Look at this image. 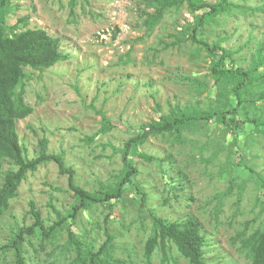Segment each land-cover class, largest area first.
Listing matches in <instances>:
<instances>
[{
    "label": "rangeland",
    "instance_id": "rangeland-1",
    "mask_svg": "<svg viewBox=\"0 0 264 264\" xmlns=\"http://www.w3.org/2000/svg\"><path fill=\"white\" fill-rule=\"evenodd\" d=\"M233 1L255 10H235L209 21L202 39L220 42L232 52L233 61L228 59L227 64L247 69L264 44V0ZM143 5L140 0H79L72 11L71 0H12L7 15L9 25L27 16L24 28L42 27L59 36L68 54L49 68L26 69V99L34 111L18 121V130L28 156H35L39 138L47 137L49 150L62 153L76 170L77 182L89 190L117 181L122 148L135 127L159 119L174 106L190 110L216 106L222 87L228 102L237 101L228 92L231 83L215 81L213 56L189 38L194 15L188 7L168 10L149 31L141 15ZM260 89L255 80L253 90ZM247 102L249 108L238 110L244 120L239 132L219 121L201 120L184 128L180 141L172 133L157 134L134 146L136 182L147 193V206H142L136 186L130 185L119 203L81 210L72 230L94 249L111 234L110 264H147L149 211L171 221L195 217L208 237L209 264H250L236 238L264 227V125L247 119L259 115L257 108L264 113V100ZM104 114L112 122L109 129ZM141 154L155 160L147 161ZM10 166L5 162L3 168ZM223 193L228 194L220 198ZM31 200L46 225L57 219L56 211L65 215L75 200L68 174H61L55 162L28 173L19 195L0 217V246L19 227L34 222ZM66 225L50 240L43 241L40 233L27 235L23 243L27 263L73 264L76 251ZM172 255L175 259L167 264H189L175 248ZM0 264H14L13 251L0 250ZM153 264H162L160 250L154 253Z\"/></svg>",
    "mask_w": 264,
    "mask_h": 264
},
{
    "label": "trees",
    "instance_id": "trees-1",
    "mask_svg": "<svg viewBox=\"0 0 264 264\" xmlns=\"http://www.w3.org/2000/svg\"><path fill=\"white\" fill-rule=\"evenodd\" d=\"M79 0H71L72 11ZM12 0H0V217L9 209L11 200L19 195L21 183L29 172H35L41 165L55 162L61 174H68L69 189L73 191L74 203L64 215L56 211L57 219L46 225L42 213L35 201H30V213L34 222L30 226H22L15 230L10 241L2 246L3 252L13 251L14 264H28L26 261L23 243L27 235L41 234L43 241L55 238L66 225L69 240L74 244L76 255L73 264H110V249L112 235L98 248L86 240L81 239L73 230L78 214L96 204H105L113 201L119 203L128 192L130 185L136 186L141 194L142 206H147V193L136 182L138 175L137 164L132 161V149L148 140L151 135L172 133L177 141L181 140L182 132L188 125L198 121H219L228 127L242 130L244 120H241L238 110L241 106L246 109L248 99L256 104L264 100V44H261L251 64L247 69L228 65L227 60L232 58V52L220 42H209L202 39L206 33L209 21L216 20L220 15L230 14L235 10L241 12L254 11V8L233 0H140L143 5L141 15L143 23L149 31L162 21L168 10L181 9L184 5L194 15V22L188 27L189 38L203 47L213 56L211 72L218 83H231L228 91L237 98L236 104L228 102L224 87L219 91L220 103L208 109H183L174 106L168 114L160 115L159 119H152L147 123L135 127V133L122 148L123 167L117 181L102 190H89L81 186L77 180L76 170L67 165L62 153L49 150V139L39 138L37 152L33 157L28 156V148L22 142L18 121L30 116L34 108L26 99V85L28 67L43 70L59 61L68 58V54L61 48V38L50 34L45 28H24L29 23V17H21L17 23L9 25L7 15L11 12ZM149 9H152L150 11ZM263 70V72L261 71ZM257 80L259 92L253 90ZM202 86L200 83H198ZM226 89V87H225ZM246 96L249 97L246 99ZM257 115H249L247 119L256 125H264L262 109H256ZM105 128L109 129L112 122L105 116ZM147 161H153V156L141 154ZM11 166L4 169V163ZM250 171L255 172L251 167ZM260 175V173H258ZM223 193L220 198L227 195ZM152 234L148 237L144 248V257L147 264H153V255L157 250L162 252V264H167L173 257V248L188 260L189 264H209L206 260L207 234L201 222L195 217H188L179 221H171L151 210ZM65 224V225H64ZM240 240L239 250L248 258L250 264H264V227H258L252 232L241 233L236 238Z\"/></svg>",
    "mask_w": 264,
    "mask_h": 264
}]
</instances>
